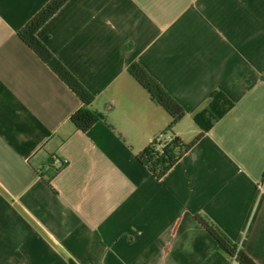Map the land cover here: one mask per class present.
<instances>
[{
  "label": "crops",
  "instance_id": "1",
  "mask_svg": "<svg viewBox=\"0 0 264 264\" xmlns=\"http://www.w3.org/2000/svg\"><path fill=\"white\" fill-rule=\"evenodd\" d=\"M49 1L0 0V264H239L197 214L264 264V0H69L38 37L114 128L88 132L18 36ZM135 62L187 111L186 143L214 92L235 104L161 180L138 154L172 118Z\"/></svg>",
  "mask_w": 264,
  "mask_h": 264
},
{
  "label": "trees",
  "instance_id": "2",
  "mask_svg": "<svg viewBox=\"0 0 264 264\" xmlns=\"http://www.w3.org/2000/svg\"><path fill=\"white\" fill-rule=\"evenodd\" d=\"M69 0H50L34 17H32L20 30L19 38L45 63L80 99L82 107L75 112L71 123L80 131L88 132L96 123L103 121L112 130L101 112L95 110L93 103L95 96L63 65V63L39 39V30L53 17ZM129 73L146 91L151 99L162 107L171 116L172 122L152 143L138 154L141 164L157 178L163 179L173 166L178 163L186 152L228 113L235 104L223 92L217 91L209 96L205 108L194 116V121L199 127V134L193 142L186 143L175 134L177 125L186 117L185 108L179 104L159 82L141 65L133 63ZM109 108H111L109 106ZM61 167L55 166L54 158L39 171L45 182L51 186L54 177L61 171L67 162L61 161ZM196 220L207 229V232L217 241L219 250L227 256L234 258L239 264H258L240 246L228 237L224 230L216 225L207 215L197 214Z\"/></svg>",
  "mask_w": 264,
  "mask_h": 264
},
{
  "label": "built area",
  "instance_id": "3",
  "mask_svg": "<svg viewBox=\"0 0 264 264\" xmlns=\"http://www.w3.org/2000/svg\"><path fill=\"white\" fill-rule=\"evenodd\" d=\"M264 187V186H263Z\"/></svg>",
  "mask_w": 264,
  "mask_h": 264
}]
</instances>
